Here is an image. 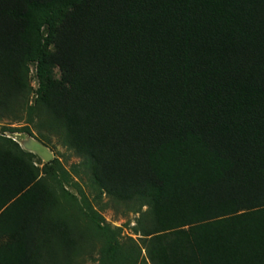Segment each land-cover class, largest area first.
Listing matches in <instances>:
<instances>
[{
  "label": "trees",
  "instance_id": "1",
  "mask_svg": "<svg viewBox=\"0 0 264 264\" xmlns=\"http://www.w3.org/2000/svg\"><path fill=\"white\" fill-rule=\"evenodd\" d=\"M23 117L138 214L128 252L85 202L99 264H264V0H0V119ZM33 157L0 138V264L74 253L68 173Z\"/></svg>",
  "mask_w": 264,
  "mask_h": 264
},
{
  "label": "rangeland",
  "instance_id": "2",
  "mask_svg": "<svg viewBox=\"0 0 264 264\" xmlns=\"http://www.w3.org/2000/svg\"><path fill=\"white\" fill-rule=\"evenodd\" d=\"M48 30V24H44L40 28L43 44ZM51 76L58 77L57 69L52 70ZM28 82L32 91L30 96L32 104L38 97L40 85L37 62L29 64ZM24 119L25 117L19 122L0 119V138H8L24 152L32 154L34 156L32 161L36 166L41 168L44 164H48L55 167L54 161H56L68 173V179L63 182L64 191L58 192V203L50 215L68 226L73 240L70 251L74 253L64 256L61 261L64 264H99V252L104 246L100 237V227L104 225V222L98 221L97 227L89 221L87 215H90V211L85 207V202L91 205L92 210L97 212L106 224H109L113 229H119V241L124 243L128 252L135 245H139L138 236L134 235L132 231L136 225L138 214H125L122 208L104 207L108 198L104 195L98 198L99 195L93 180L81 165V160L63 147L55 136L48 135L43 130L41 132L44 134L41 136L36 119H33V123L28 125L30 133L24 131L27 126ZM40 151H45L51 156L49 162L44 161L39 154ZM79 210H83L82 215L77 212ZM57 251L58 249L50 248L49 254L56 255ZM126 264H129L128 261Z\"/></svg>",
  "mask_w": 264,
  "mask_h": 264
},
{
  "label": "water",
  "instance_id": "3",
  "mask_svg": "<svg viewBox=\"0 0 264 264\" xmlns=\"http://www.w3.org/2000/svg\"><path fill=\"white\" fill-rule=\"evenodd\" d=\"M39 154L46 162H49V160L51 159V156L45 151H40Z\"/></svg>",
  "mask_w": 264,
  "mask_h": 264
}]
</instances>
